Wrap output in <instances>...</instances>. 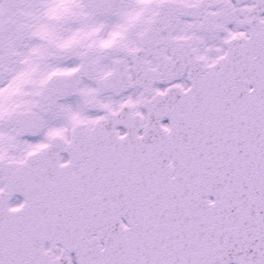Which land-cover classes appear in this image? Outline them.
Returning a JSON list of instances; mask_svg holds the SVG:
<instances>
[{"label":"flooded vegetation","instance_id":"1","mask_svg":"<svg viewBox=\"0 0 264 264\" xmlns=\"http://www.w3.org/2000/svg\"><path fill=\"white\" fill-rule=\"evenodd\" d=\"M165 1L185 6H199L201 2L132 0L129 8L112 15L97 13L90 0H0V164H22L29 156L50 146L53 139L70 143L72 131L78 124L91 130L100 121L163 120L162 125L166 128V120H169L164 115L166 112L159 115L150 103L170 90L185 92L189 89L191 58L212 67L226 54L229 38L219 40L215 37L217 32L209 29L214 14L217 15V31L223 25L229 30L238 28V37H241L250 32L246 22L252 17L254 4L252 0L240 5L233 0H212L198 18H181L171 33L172 41L184 43L175 52L180 59L177 66L181 68L176 79L177 68L170 70L154 53L144 54L142 50L143 41ZM166 32V28L160 31L161 35ZM160 47L164 58L172 60V46L163 40ZM161 66L169 73H164ZM116 72L120 77L128 78L127 86L100 83ZM78 73L80 79L75 88L70 83L60 85L67 90L75 89L72 95L58 98L53 103L47 102L44 110L38 109L46 83L54 76ZM57 89L50 92V99L57 94ZM38 120H42V126L39 133L34 134ZM116 135L122 141L118 144L122 149H117L119 152L110 159L114 163L111 190L103 189L102 168L98 164L100 149L85 148L78 191L69 192L70 206L66 207L69 218L65 221L70 218L101 219V204L104 202L114 204L113 209L117 211L122 205H135L140 201L138 196H129L132 193L127 191V183L131 178H139L134 174V162L139 157L131 151L134 145L143 143H133L124 127H116ZM136 137L141 139L143 133L138 132ZM143 153L140 155L142 168L136 167L138 172L144 170ZM57 158L59 166L70 163V156L65 151H58ZM70 167L75 174L76 166ZM3 190L0 172V192ZM24 201L22 196L12 197L10 209H20ZM58 225L49 230H56ZM196 231L194 228L190 232ZM70 232L67 228V233ZM44 234L40 233L41 236ZM147 234L143 236V245L131 243L127 252L141 248L168 251L167 262L163 264H176L168 261V257H176V251H184L181 256L184 264H209L205 254L208 245H188L187 241L182 244L181 240H174L173 245L157 248L150 245ZM90 238L96 239V235L92 234ZM42 245L43 252L51 255L49 264L62 259H66L67 264H77L72 255L63 256L60 245L46 241ZM114 264L127 262L116 260ZM142 264L158 263L144 261Z\"/></svg>","mask_w":264,"mask_h":264},{"label":"water","instance_id":"2","mask_svg":"<svg viewBox=\"0 0 264 264\" xmlns=\"http://www.w3.org/2000/svg\"><path fill=\"white\" fill-rule=\"evenodd\" d=\"M236 1L239 3L241 0ZM254 1L257 4L252 11L255 16L248 23L252 30L250 39L231 41L228 44V56L225 59L220 60L217 67L213 70V77L217 75L214 79L215 84H221L223 73L227 70V68L230 69V73L233 78H235V75L240 72L242 78L246 80L245 108L244 115H242L241 119L239 120L238 110L232 109L229 120H208L209 124L213 123L210 131L214 134L221 133V135L224 136L226 149H229L227 154L228 159H226L229 166L227 179L234 184L242 180H257V183H264V23H261L258 19V15L264 12V0ZM92 4L101 7V12L118 13L122 7L130 6L131 0H92ZM172 9L174 11L162 9L156 17L152 27L154 34L152 33V36L150 37L151 43L154 42V44L157 45L165 38L167 43L174 44V42L170 39L169 33L165 37L160 35L159 32L164 28L163 26L167 22H170L171 31L181 16L197 17L200 14V11H202L201 8H186L182 5H173ZM151 43L148 44L146 42V44H144L143 48L145 52H154L153 48H151ZM156 53H158V51H156ZM167 62L170 63L175 61L173 60ZM196 68H198V65H196ZM172 69L174 68L172 67ZM177 70L180 71V68ZM195 77H197V75L193 72L192 76L189 77L191 89L187 93L180 94V98H182V100L190 97V95L194 93L193 90H195L197 84L201 81ZM79 79V73L70 76L53 77L44 87V90L40 95L38 109L44 110L47 102L53 103L58 98H65L72 95L75 89L67 90L60 85L70 83V86L73 85L75 88ZM125 79L127 78L124 77L123 80ZM112 80H115V83H119L118 81H120V78L116 76L115 73L110 78L108 83L105 81L100 83L102 84L105 82L104 85H113L115 83L112 82ZM127 83V80L123 82V84ZM249 85L253 87L252 90L248 89ZM56 88H58L56 90L57 94L50 99L48 97L50 92H54ZM172 94L173 93H171V95ZM243 117L244 120H242ZM155 123L157 125L149 120L148 131H150L154 125L156 127L159 125L157 122ZM41 124L42 120H38L37 132L39 131ZM106 127V124L103 123L99 124L97 129L102 131L109 130L112 133V130ZM85 130L84 126L79 125L75 128L74 134L85 133ZM240 131L241 135L239 134ZM146 133L150 134L151 132ZM239 136H243L244 138L239 139ZM51 148L58 150L70 147H63V143H55L53 146H50L49 149ZM33 158V156L30 157L27 162L22 165L0 164V171L5 182V188L8 190V193L0 194V202L3 203L2 210L8 211V201L13 193H19L26 196L25 193L28 192V189L25 185L15 188V180L13 176L15 174L18 175V172H28L31 170ZM210 177L212 178L209 179L207 177H199L198 181L201 182L210 180L216 182V180H219V177L216 175L213 176L211 172ZM23 180V178L19 179L21 183H23ZM220 181H222L221 175ZM43 257L46 258V255H43ZM58 264H67L66 259H62Z\"/></svg>","mask_w":264,"mask_h":264},{"label":"rangeland","instance_id":"3","mask_svg":"<svg viewBox=\"0 0 264 264\" xmlns=\"http://www.w3.org/2000/svg\"><path fill=\"white\" fill-rule=\"evenodd\" d=\"M238 33H239L238 28H233L232 30H229V29H227V27L225 25H223L218 30V32L216 33L215 37L218 38L219 40H224V39H226L228 37H231L232 35H235V34H238Z\"/></svg>","mask_w":264,"mask_h":264}]
</instances>
